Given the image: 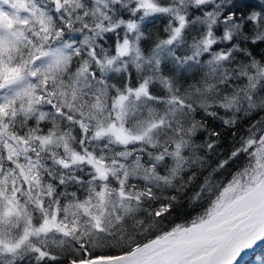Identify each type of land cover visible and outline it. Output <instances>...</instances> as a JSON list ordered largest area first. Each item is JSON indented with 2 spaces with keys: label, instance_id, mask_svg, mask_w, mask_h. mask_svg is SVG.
Wrapping results in <instances>:
<instances>
[{
  "label": "snow or ice",
  "instance_id": "1",
  "mask_svg": "<svg viewBox=\"0 0 264 264\" xmlns=\"http://www.w3.org/2000/svg\"><path fill=\"white\" fill-rule=\"evenodd\" d=\"M0 264H264V0H0Z\"/></svg>",
  "mask_w": 264,
  "mask_h": 264
},
{
  "label": "trees",
  "instance_id": "2",
  "mask_svg": "<svg viewBox=\"0 0 264 264\" xmlns=\"http://www.w3.org/2000/svg\"><path fill=\"white\" fill-rule=\"evenodd\" d=\"M216 126H217V128L219 130L218 122H217ZM231 140H232V137L225 132L224 133V139L221 142L222 147H220L219 150L222 151V152H227V150L229 149V146L231 144Z\"/></svg>",
  "mask_w": 264,
  "mask_h": 264
}]
</instances>
